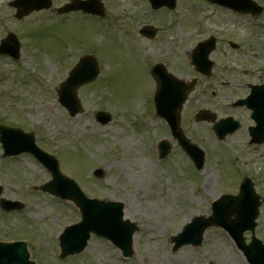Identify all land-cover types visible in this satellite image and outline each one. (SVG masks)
Segmentation results:
<instances>
[{"label": "rangeland", "instance_id": "1", "mask_svg": "<svg viewBox=\"0 0 264 264\" xmlns=\"http://www.w3.org/2000/svg\"><path fill=\"white\" fill-rule=\"evenodd\" d=\"M8 1L0 0V38L7 31L15 32L27 52L22 48L24 57L16 67L0 57V122L35 132L38 144L60 160L62 172L87 196L122 201L125 217L136 223L137 231L131 257H123L106 239L92 236L80 254L60 259L59 233L64 225L79 219V212L73 203L31 188L50 176L32 156L23 154L13 159L0 156L2 196L24 203L20 210H0V240H28L30 258L36 264H247L221 228H207L203 243L197 247L185 245L173 251L170 238L193 216L209 215L210 202L219 195L235 194L240 171H245L261 197L257 235L263 239L264 155L261 162L255 160L259 150L243 147L244 134L218 140L211 123L193 122L185 111L183 129L205 151L203 168L194 170L165 122L155 116L150 65L160 60L174 74L186 78L194 72L189 59L185 60L186 49L192 50L198 42L192 38L221 32L225 39L241 43L238 50L222 43L216 83L222 94H227L235 90L229 88L231 85L248 78L242 72L253 68L252 62L263 66L254 73L264 75V37L249 41L250 36L254 39V31L264 36L263 19L249 20L205 0H180L172 16L152 14L144 6L132 15L129 6L137 0H103L111 8L108 21L80 12L59 18L50 11L17 20ZM65 1L53 0V6ZM45 13L51 17L45 18ZM144 20H152L154 25L172 20L187 34L178 41L174 30L165 34L171 38L168 43L158 37L149 44L123 33L126 26L131 28ZM257 44L260 49H256ZM28 53L34 55L35 62L27 58ZM82 53H94L101 73L93 85L80 88L83 110L70 117L57 102L55 90ZM226 78L229 86H222ZM214 82L211 79L209 85ZM203 87L200 84V106L205 100ZM98 110L109 112L112 119L99 124L94 118ZM229 112L221 108L218 115ZM160 138L172 143L163 160L156 151ZM259 149L264 153V146ZM235 157L239 168L231 159ZM95 168L103 169L102 178L91 175Z\"/></svg>", "mask_w": 264, "mask_h": 264}, {"label": "water", "instance_id": "2", "mask_svg": "<svg viewBox=\"0 0 264 264\" xmlns=\"http://www.w3.org/2000/svg\"><path fill=\"white\" fill-rule=\"evenodd\" d=\"M153 2H161L160 0H152ZM216 3L231 7L240 12H251L257 14L260 12V7L252 0H211ZM17 7V17L27 14L32 9L48 7L50 0H15L11 3ZM82 9L86 12L94 14H102L100 0H87L81 2L79 0H71L57 11L68 12L70 10ZM10 40L12 38L9 37ZM9 47L10 50L14 46ZM198 50V49H197ZM206 51L201 44L198 53L192 54L193 62L197 68H202L205 63ZM154 75L157 74V94L156 106L157 112L164 116L172 128L174 136L178 138L183 149L194 159L196 167L200 168L202 155L200 150L189 144L179 130V115L178 110L185 99L186 86L184 83L176 80L172 75L166 74L164 68L156 66L152 69ZM156 73V74H155ZM97 75V64L93 57H82L80 62L71 70L68 77L60 85L58 91L60 103L66 107L71 115L80 111V103L76 94L77 87L89 80H92ZM96 118L102 122H107L110 117L108 114L98 112ZM226 124L218 123L216 132L222 136L226 129ZM1 140L4 148V155L16 154L23 150L33 151L34 148L32 134H23L19 130L0 126ZM168 144L160 143L161 155H165L168 151ZM38 154V150L35 151ZM44 157H39L44 165L50 170L53 179L43 185V189L62 198L72 199L80 208L81 220L74 225L67 227L66 231L60 237L61 257L69 253L81 251L85 245L90 232H94L98 236L106 237L111 240L116 246L120 247L124 255H131L132 249V234L136 229L134 223L123 219V204L121 202L99 201L84 197L82 192L70 179L64 177L58 170V165L53 157H49L41 153ZM95 175L102 176V172L95 170ZM235 202V201H234ZM2 207L11 209L14 206H19L7 200H0ZM232 199L229 196H222L219 200L212 203V214L208 217L202 215L194 217L187 223L183 229L172 237L174 242L173 250H176L183 244L190 243L193 246L199 245L202 241L204 230L211 225L222 226L234 235L239 242L241 218L248 220L250 213L244 216L237 215L238 219L232 224L229 220L232 209ZM253 217V215L251 216ZM239 236V237H238ZM240 245V244H239ZM241 246V245H240ZM248 258H252L255 252L248 247L241 246ZM28 254L22 243H0V264H33L27 260Z\"/></svg>", "mask_w": 264, "mask_h": 264}, {"label": "flooded vegetation", "instance_id": "3", "mask_svg": "<svg viewBox=\"0 0 264 264\" xmlns=\"http://www.w3.org/2000/svg\"><path fill=\"white\" fill-rule=\"evenodd\" d=\"M140 3L143 4L144 2L140 0H137L136 2L133 1V3L129 6L128 11L131 12L132 15H134L135 13H139L140 11H142L140 7L142 5ZM144 7L146 6L144 5ZM110 9L111 8L107 5L105 8L106 15L103 18L104 21L109 20ZM162 12L168 13V11H164V10ZM239 15L242 16L243 14L242 15L239 14ZM245 16L252 17L250 15H245ZM137 19H140V17L137 16ZM148 24L155 26L157 30L156 32L154 31V35L152 37L150 36L149 31L142 33L143 27H145V25H148ZM157 24L158 25H154V21L152 20H144L142 22H139V24H137L136 26H132L131 28L129 26H126V29H123L124 30L123 33L128 34L129 32V36L134 35L138 39L146 40L149 44L153 43L158 37H159L158 40H161L162 43H165L163 41L164 39L168 40L169 42L171 38L165 37L167 36L165 35L167 33L169 34L171 32L172 33L175 32V35L178 37L176 38L178 41L182 35L187 34V31H185L184 29H181L180 25L177 23L174 24L170 21V22H163L162 24L161 22H158ZM198 35H200V31ZM212 35L214 36L215 41H214V48L209 54L210 60L212 61L211 72L207 76L196 72V73L189 74L186 77V79L196 78L197 84L194 90L189 94L185 102V105L183 107V113H185V111L189 112L190 118L194 119V115L197 112H199L200 109L211 110V112H214V114H218L221 108L228 109L230 112L227 115H231L234 118V120H236L239 124L238 129L235 130L233 134L234 133H247L250 127H254L257 125L256 121L251 116L252 110L246 107L245 105H241V104L234 105V103L236 101H240L244 99L245 97H247L252 92V90H254L255 92H260L261 86H264V75L261 73H254V72H257V70L261 71L263 66L252 62L253 64H251V66L253 68L251 67L247 68L245 71L242 72L246 74L248 78H246V80L240 81V84L238 85L236 84L231 85L229 88L235 89L234 91H231V92L228 91L227 94H222V91L220 90L221 87L217 85L216 81L218 80V73L221 71L219 56L224 52L222 43L226 41V39L223 37V33H218L219 36L215 34H212ZM229 45L232 50H237L241 46V44L237 42H235L234 46H232L230 43ZM183 70H184V66H183ZM233 75H236V73L233 72ZM230 76L232 75L230 74ZM180 77H183V76H180ZM211 79L215 80L214 83H211L212 86L214 85L213 87L209 85ZM199 81H200V84H203L204 86L201 89V96L205 98L201 106H200V88H199L200 84L198 83ZM226 85L229 86L228 78H226V80H223L222 82V86H226ZM253 88H256V89H253ZM236 90H239V91H236ZM216 116L220 117L219 115H216ZM259 137H261L260 134H259ZM249 144L255 147L264 146V139L261 142H256V141L252 142L250 141V138H249ZM258 150L259 152H263L259 148ZM257 230H258V225L255 228L256 233H258Z\"/></svg>", "mask_w": 264, "mask_h": 264}]
</instances>
